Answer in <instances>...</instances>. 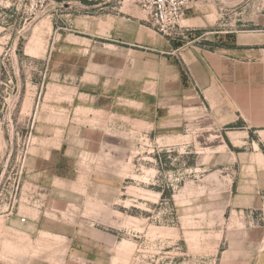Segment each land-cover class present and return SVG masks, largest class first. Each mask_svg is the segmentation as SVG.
<instances>
[{"label": "rangeland", "instance_id": "obj_1", "mask_svg": "<svg viewBox=\"0 0 264 264\" xmlns=\"http://www.w3.org/2000/svg\"><path fill=\"white\" fill-rule=\"evenodd\" d=\"M85 6L84 0H0V215L15 212L25 220L14 256L29 264H244L223 255L240 222L252 226L260 215L231 211L233 154L240 149L223 148V131L210 126L202 104L190 110L184 102L175 118L167 107L166 117L156 116L149 102L142 110L148 118L133 108L131 118L118 110L96 123L74 119L78 126L110 123L101 140L99 133L60 132L70 105L51 61L72 16L98 8ZM183 30L175 38L181 44L194 35ZM206 37L198 38L201 45ZM44 137L71 147L51 150L53 166L40 176L31 158L47 153L51 142ZM92 231L110 233L115 244H96Z\"/></svg>", "mask_w": 264, "mask_h": 264}, {"label": "crops", "instance_id": "obj_2", "mask_svg": "<svg viewBox=\"0 0 264 264\" xmlns=\"http://www.w3.org/2000/svg\"><path fill=\"white\" fill-rule=\"evenodd\" d=\"M84 2L98 8L72 16L60 34V54L51 61L50 70L65 82L61 90L67 91L71 111L60 132L99 133L101 140L110 123L78 126L74 119L96 123L118 110L128 112L131 118L133 108L141 109L136 116L148 118L142 110L150 108L149 102L156 116L166 117L167 107L175 118L184 102L190 110L202 109V104L204 117L211 118L210 126L223 131V148L230 153L231 148L240 149L232 153L237 169L231 179V211L260 215L252 226L244 219L240 222L235 237L230 238L235 250L231 246L223 256H233L232 260L244 264H264V0H221L220 7L216 0L190 4L182 23L194 35L182 44L180 39L165 38L147 25L133 0ZM248 11L251 15L245 18ZM218 16L221 24L217 27L221 29L214 27ZM208 35L211 38H204L201 45L198 38ZM225 38L233 41L220 49L205 47ZM53 138H40L51 142L47 153L41 159L31 158L32 171L40 176L53 166L47 163L51 150L71 147ZM24 221L15 212L0 215V264L30 263L26 256L13 254ZM90 235L102 246L112 247L116 241L102 231Z\"/></svg>", "mask_w": 264, "mask_h": 264}, {"label": "built area", "instance_id": "obj_3", "mask_svg": "<svg viewBox=\"0 0 264 264\" xmlns=\"http://www.w3.org/2000/svg\"><path fill=\"white\" fill-rule=\"evenodd\" d=\"M194 0H133L149 25L161 36L181 37L184 30L180 22L185 10Z\"/></svg>", "mask_w": 264, "mask_h": 264}, {"label": "trees", "instance_id": "obj_4", "mask_svg": "<svg viewBox=\"0 0 264 264\" xmlns=\"http://www.w3.org/2000/svg\"><path fill=\"white\" fill-rule=\"evenodd\" d=\"M85 1V0H84Z\"/></svg>", "mask_w": 264, "mask_h": 264}]
</instances>
